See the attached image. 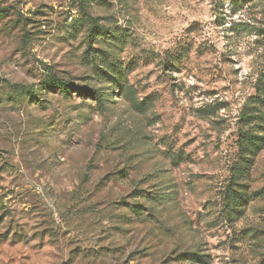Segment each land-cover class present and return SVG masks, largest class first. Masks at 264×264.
Instances as JSON below:
<instances>
[{"label":"rangeland","instance_id":"obj_1","mask_svg":"<svg viewBox=\"0 0 264 264\" xmlns=\"http://www.w3.org/2000/svg\"><path fill=\"white\" fill-rule=\"evenodd\" d=\"M80 2L0 0V264H264V0Z\"/></svg>","mask_w":264,"mask_h":264},{"label":"trees","instance_id":"obj_2","mask_svg":"<svg viewBox=\"0 0 264 264\" xmlns=\"http://www.w3.org/2000/svg\"><path fill=\"white\" fill-rule=\"evenodd\" d=\"M97 0H81L80 4L82 6L88 5L89 3H94L96 4ZM87 3V4H86ZM88 18V17H87ZM88 20V19H87ZM109 34H111V32L109 30H107L106 28H101L99 29L97 32L92 31V36L94 35L95 40L96 39H104L106 38V36H108ZM112 37V36H111ZM91 52H95L96 50L93 48H90ZM86 51V50H85ZM86 53H88V51H86ZM93 57V56H91ZM102 68L104 67L105 70H101V68H97L98 70V77H100V79L104 80V81H108L107 83H109L112 87H116L118 89V87H120V71L118 70V68H114V66L109 63L108 61H102L101 64ZM42 89L45 91H52V92H57V93H61L63 95H68L71 92L78 94L79 96H81L82 98L86 97V98H90L93 101H96L97 103H99V105H103L102 101L100 99V95H98V93L93 89H89L87 87H81V86H74L68 82H64L63 80H59L56 79L54 76H49L47 77L46 75V79L43 82L42 85ZM123 90H129L130 87H126V88H122ZM121 89V90H122ZM33 96V94L30 95V97ZM255 117V116H254ZM254 117H251V119H253ZM247 118H250L249 116H247ZM247 123H251L249 122V120H247ZM240 143H244L242 145V147H245L244 149H241L242 153H252L253 149L256 147V143L253 141V137L252 136H248L247 134H244L241 136L240 139ZM244 168L242 167H237L236 170V174H242V170ZM242 176H238L236 178V180H241ZM229 189V188H228Z\"/></svg>","mask_w":264,"mask_h":264}]
</instances>
